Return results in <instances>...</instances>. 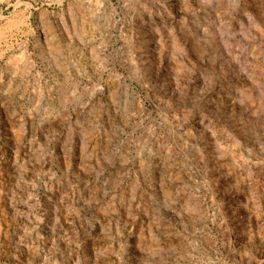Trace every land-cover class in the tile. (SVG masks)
<instances>
[{
    "label": "rangeland",
    "instance_id": "374dc122",
    "mask_svg": "<svg viewBox=\"0 0 264 264\" xmlns=\"http://www.w3.org/2000/svg\"><path fill=\"white\" fill-rule=\"evenodd\" d=\"M0 264H264V0H0Z\"/></svg>",
    "mask_w": 264,
    "mask_h": 264
}]
</instances>
